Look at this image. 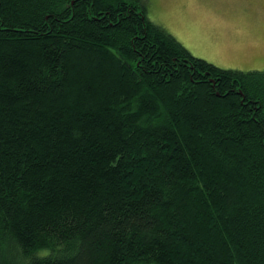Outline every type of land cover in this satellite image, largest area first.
<instances>
[{
  "label": "trees",
  "instance_id": "obj_1",
  "mask_svg": "<svg viewBox=\"0 0 264 264\" xmlns=\"http://www.w3.org/2000/svg\"><path fill=\"white\" fill-rule=\"evenodd\" d=\"M0 264H264V69L143 0H0Z\"/></svg>",
  "mask_w": 264,
  "mask_h": 264
},
{
  "label": "rangeland",
  "instance_id": "obj_2",
  "mask_svg": "<svg viewBox=\"0 0 264 264\" xmlns=\"http://www.w3.org/2000/svg\"><path fill=\"white\" fill-rule=\"evenodd\" d=\"M143 2L148 17L195 57L224 69H264V0Z\"/></svg>",
  "mask_w": 264,
  "mask_h": 264
}]
</instances>
